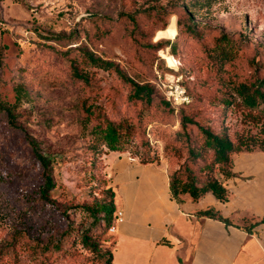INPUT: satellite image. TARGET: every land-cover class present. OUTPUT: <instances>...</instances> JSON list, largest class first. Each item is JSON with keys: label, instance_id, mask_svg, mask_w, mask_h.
<instances>
[{"label": "rangeland", "instance_id": "1", "mask_svg": "<svg viewBox=\"0 0 264 264\" xmlns=\"http://www.w3.org/2000/svg\"><path fill=\"white\" fill-rule=\"evenodd\" d=\"M171 17L174 39L158 35ZM221 34L240 44L232 66L263 77L264 68L254 64L264 65V0L0 1V102L14 115L11 123L0 111V264H105L114 237L86 209L112 187L105 161L111 150L92 142L94 122L85 119L84 100L132 126L118 155L160 164L167 175L188 162L187 143H201L194 125L185 129L189 140L178 132L184 113L214 132L226 127L231 138L259 131L221 83L226 73L211 62L207 48ZM84 50L113 62L120 74L87 66L88 82L74 78L70 59ZM121 74L153 85L152 101L134 98ZM168 80L185 88L190 101L184 107L165 103ZM19 87L27 95L19 98ZM223 96L235 102L225 106ZM36 153L52 173V204L38 193L43 167ZM84 233L97 248L85 246Z\"/></svg>", "mask_w": 264, "mask_h": 264}, {"label": "crops", "instance_id": "2", "mask_svg": "<svg viewBox=\"0 0 264 264\" xmlns=\"http://www.w3.org/2000/svg\"><path fill=\"white\" fill-rule=\"evenodd\" d=\"M110 151L107 177L114 190L113 264H264V150H252L233 161L226 181L229 199L211 192L177 202L169 176L157 163H141ZM235 156V155H234ZM212 207L230 224L196 211Z\"/></svg>", "mask_w": 264, "mask_h": 264}, {"label": "trees", "instance_id": "3", "mask_svg": "<svg viewBox=\"0 0 264 264\" xmlns=\"http://www.w3.org/2000/svg\"><path fill=\"white\" fill-rule=\"evenodd\" d=\"M1 1V0H0ZM163 26L161 29H164ZM159 30V29H158ZM193 32V29H191ZM174 34L173 39L177 36ZM161 39H159L160 41ZM207 48V47H206ZM205 48V50H206ZM240 44L236 43L226 34H221L213 38V44L207 48L211 62L217 66L218 70H223L224 75L221 83L229 85L232 92L235 94L241 106L248 110L249 120L255 124H260V129L257 133H240L236 134L235 138H231L226 127L221 132H214L208 127L199 124L186 113L181 115V129L178 131L181 136L189 140V134L185 132L188 125L196 126L197 132L201 136V143L198 147L191 146L189 143L188 154L189 160L178 169L169 170V187L173 198L177 202L184 200L183 195H189L190 199L196 201L200 199L206 192H211L219 201L225 202L229 199V191L226 187V181L234 176L232 154L243 151H252L255 148L264 150V76H257L254 71L251 75H245L238 72L234 66V61L238 58ZM87 66H94L103 70H110L116 66L113 62L104 60L92 52L84 50L80 52L78 57L70 59V68L72 76L79 80L88 82V73L84 70ZM227 66V67H226ZM229 66H232L229 68ZM255 70L264 68V65L256 62ZM229 74L230 76L228 77ZM121 77L130 82L133 88L132 96L136 99L144 100L145 102L152 101L154 86L149 83L139 84L121 74ZM228 77V78H227ZM227 78V79H226ZM19 98L27 95V92L21 87L17 88ZM235 102V97L223 96L222 103L225 106ZM170 104L169 102H165ZM184 107L185 104L180 105ZM83 111L86 114L87 121L93 120L89 132L91 133L92 142L94 144L105 145L111 151L124 150L125 146L132 139V126L125 120L114 121L108 119L100 110L99 105L93 102L84 100ZM0 111L5 112L11 123L14 122L12 109L6 107L0 102ZM259 134V135H258ZM211 152V159L207 161L205 156ZM39 163L43 167V183L38 187L40 197L50 202V192L55 188V183L52 177L51 170L48 167L46 158L36 153ZM154 157H143V162H151ZM196 161L202 162L201 165L194 167ZM105 199L96 201L87 207V213L93 221L100 220L104 227H110L114 220V190L112 187L105 189ZM52 204V203H51ZM197 215L212 217L218 219L225 224H230L229 218L224 217L221 213L212 207L196 211ZM264 220V217L257 221L251 222L244 227L250 231L251 227L258 222ZM82 242L88 249L94 250L97 244L84 233ZM115 240H112L111 247L105 251V264H113V249ZM104 257V255H101Z\"/></svg>", "mask_w": 264, "mask_h": 264}, {"label": "built area", "instance_id": "4", "mask_svg": "<svg viewBox=\"0 0 264 264\" xmlns=\"http://www.w3.org/2000/svg\"><path fill=\"white\" fill-rule=\"evenodd\" d=\"M164 88L165 98L172 107L178 108L180 105L187 104L190 101L185 88L178 82V80H168V83H166ZM122 220L123 212L121 210L116 211L114 213L113 224L110 226V232H113L115 229V224L121 222Z\"/></svg>", "mask_w": 264, "mask_h": 264}, {"label": "bare ground", "instance_id": "5", "mask_svg": "<svg viewBox=\"0 0 264 264\" xmlns=\"http://www.w3.org/2000/svg\"><path fill=\"white\" fill-rule=\"evenodd\" d=\"M177 30L176 19L171 17L166 29L162 32H158V35L165 36L166 38H172Z\"/></svg>", "mask_w": 264, "mask_h": 264}]
</instances>
